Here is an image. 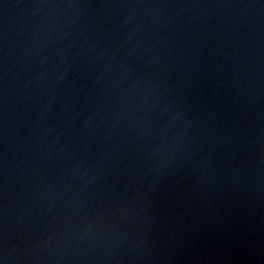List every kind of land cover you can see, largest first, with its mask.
I'll use <instances>...</instances> for the list:
<instances>
[{
  "label": "water",
  "instance_id": "water-1",
  "mask_svg": "<svg viewBox=\"0 0 264 264\" xmlns=\"http://www.w3.org/2000/svg\"><path fill=\"white\" fill-rule=\"evenodd\" d=\"M0 264H264V0H0Z\"/></svg>",
  "mask_w": 264,
  "mask_h": 264
}]
</instances>
